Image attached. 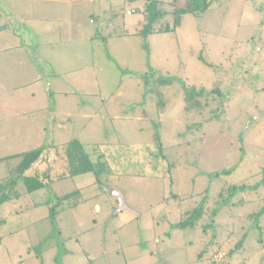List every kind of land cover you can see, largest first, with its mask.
Returning <instances> with one entry per match:
<instances>
[{
  "label": "rangeland",
  "instance_id": "obj_1",
  "mask_svg": "<svg viewBox=\"0 0 264 264\" xmlns=\"http://www.w3.org/2000/svg\"><path fill=\"white\" fill-rule=\"evenodd\" d=\"M171 1L156 32L130 44L116 35L124 21H144L139 10L115 13L107 41L93 45L83 22L71 28L61 9L59 24L51 9L44 47L38 12L23 8L50 4L0 1V14L16 18L0 33V179L21 162L12 156L45 149L40 186L17 201L35 225L11 239L28 242L31 255L46 250V264L53 244L59 264L99 256L95 264H264V0H219L177 26ZM82 48V61L69 52ZM42 50L65 58L59 75ZM66 103L77 112L71 120L60 114ZM74 140L101 160V183L94 173L60 177L55 148ZM104 186L122 190L130 209L115 216L117 197ZM46 203L56 210L55 237L37 236ZM201 206L203 217L181 227Z\"/></svg>",
  "mask_w": 264,
  "mask_h": 264
},
{
  "label": "crops",
  "instance_id": "obj_2",
  "mask_svg": "<svg viewBox=\"0 0 264 264\" xmlns=\"http://www.w3.org/2000/svg\"><path fill=\"white\" fill-rule=\"evenodd\" d=\"M0 1L6 2L9 0H0ZM30 1L48 2L50 4V5H47L46 7L45 6L38 7L35 10H33V7L32 8L31 7L23 8V10H25V14L31 13V14H27V17L30 15L33 16V12H35V13L38 12V15L36 14V16H37L38 25H39V27H38L39 36H40V33L42 34V37L44 36V38H43L44 41L43 42L39 41V45H43V47H44V45L47 44V40L45 38V36H46V25H45L46 18H45V15H43V14L46 12H49L51 9L53 12L57 13L55 18L58 19L57 22L59 24L63 21V19L61 18V15H62L61 9L67 10V12L69 13V15H68L69 18L67 17V20H68V23L70 24L71 28L76 27V25L79 26V23L83 22L86 30H85V32H83V33H85V38L82 37L81 39L84 38L83 40H87V41L90 40L91 44H93L95 40H100V41H102V43H105L107 41V36H110V34H109V32L107 33L105 31H108L109 27L113 24V21L115 20L114 19L115 13L121 12V13L125 14L128 11H131V13L133 14L135 11L139 10L144 14V8H145V1L144 0H30ZM140 1H144V6H141V7H139V6L129 7L128 6L131 4H136ZM8 9L9 8H7L6 11H8ZM9 11H8V13H5L4 15L0 14V26H3V25L6 26L5 29L0 30V33L11 31V24H10L9 20H14L16 22V18L13 16L14 12L10 11V13H9ZM10 15H12V18L10 17ZM80 15H82L84 17V19L83 18L80 19ZM198 16H200V15H198ZM27 17L25 16V18H24L25 21H26ZM144 17H145V15H144ZM67 20H65V22ZM143 23H144V21H142V20H138L137 22H133L130 20L124 21L123 26H120V28H121L120 32L121 33L117 34L116 36L121 38L123 40V43L130 44L132 39H135V38H137V42H138L140 40L139 38H141V36L138 35L137 32L140 30ZM24 24L25 23H23V25ZM75 39H77V38L75 37ZM81 39H80V41H81ZM59 43L61 46H64V47H67V45H68L67 44L68 42L64 41V40L59 42ZM81 43L82 42H80V44ZM52 44H54V43H52V41L51 42L49 41L48 45L52 46ZM93 49H94V47L91 48V52ZM69 52L71 54H74L73 57L74 58L77 57L80 61H82V59L84 57L88 56L85 48H82L79 50H72L71 49ZM39 56L41 57L42 62L48 61V66L53 73H56L57 71H58L57 72L58 75L61 73V71L64 68L62 63H64L65 58L59 59V58H57L56 54L54 55L53 52H46L44 50H42V52H41V54H39ZM82 67H84V65ZM78 86L80 88H84V85L81 82L78 83ZM103 101H105V100H103ZM64 108L65 109L61 110L60 114H62L63 116H66V118H68L70 120H71L72 116L74 115V113H77V112H73L71 107L68 108L67 103L64 104ZM67 108L69 110H66ZM52 114L55 115L54 112H52ZM94 115H95V112H92L90 114L86 113V112L82 113V116H84V117L94 116ZM96 115H99V113H97ZM114 116L120 117V114H115ZM124 117L125 118H134L135 117L138 120H141L143 118L142 116H133V115L131 116L130 114H127V113L124 115ZM103 120H105V118H103ZM7 158H10V157H7ZM14 169H15V167H11L8 171V174L4 178L0 179V182H3V181L9 182L8 180L12 176ZM34 171H35V169L33 168L31 170V174ZM1 180H3V181H1ZM94 184H97V183L94 182ZM6 188H7V185H6ZM27 193H29V192L21 194V196H19L18 198L7 199L6 201H4L3 203L0 204V227H2V229L0 231V264H30L32 262V260H33V264H46V259H45V255H44L46 250H44L40 256H39V254L31 255V248H30V244L28 242L27 243L22 242L19 239H11V238H14V236L18 237L19 230L22 231L23 233H26V234L29 233L28 230L30 228V225L31 224L35 225L34 224L35 221L30 224V219L32 218V216L30 214L28 215L25 211H22V207L17 202L22 196L26 195ZM117 201H118V199H117ZM95 202H98V199H97V201L95 200ZM9 203H12V205H13L12 209L8 206ZM6 207H8V209L10 211L6 212ZM43 207L45 208V213L46 212H48V213H47V215L43 216L40 220H38V222L43 220L40 225H42L44 227H43L41 232H39L41 229L36 230V232L38 233L37 236L43 235L45 237H47V236L48 237H55L56 231L59 234H61L58 223L56 224L54 222L55 219L52 220L53 216H51L50 204L46 203L45 205L42 206V208ZM113 209H115L114 205L112 206V210ZM116 215L117 214H115V216ZM17 220H18V222H17ZM8 221H9V225H8ZM9 240H10V243L8 245L2 244V242L6 243ZM48 252L50 253L49 258H51V260L53 259L50 263L51 264H59L56 260L57 258H56V246H55V244H53L52 246H49ZM105 256H107V254ZM103 257L104 256H99L98 258H95L94 260L87 259L85 262H83L81 264H95L96 260L103 258Z\"/></svg>",
  "mask_w": 264,
  "mask_h": 264
},
{
  "label": "trees",
  "instance_id": "obj_3",
  "mask_svg": "<svg viewBox=\"0 0 264 264\" xmlns=\"http://www.w3.org/2000/svg\"><path fill=\"white\" fill-rule=\"evenodd\" d=\"M144 1L145 22L143 23L141 29L137 32V34L144 38H147L149 34L156 32L153 28L154 24L157 22L158 19L164 18L168 10L163 7L164 0ZM218 2L219 0H172L170 4L173 7V11H171L173 12L176 26L178 25V20L181 15L185 13L200 15L206 10L210 9L215 4H217ZM57 148L60 149L56 152ZM44 152L45 149L43 147H40L13 156H22V159L21 162L15 167L12 176L9 179V184L7 185L6 190H0V204L6 201L7 199L18 198L19 196H21V194L33 191L40 186L39 181L41 179L38 175L36 164L41 163V161L46 157V153ZM55 152V155L57 156L56 160L64 161V164L66 166L64 170L65 172L62 173L60 177H70L79 174L94 173V175L97 177V182L101 183L100 179L98 178V173L102 169L101 160H91V154L84 150V147L80 142L74 140L72 142H69L68 144L66 143L57 146L55 148ZM52 164L54 165V162ZM33 168L35 169V171L32 174H29V172ZM262 173L264 174V169L262 170ZM227 190H223L220 193L219 202L224 203L227 201ZM66 197H69V195H66ZM262 212H264V209L261 210L258 214L260 215ZM55 213L56 210L54 208H51V216H54ZM203 213L204 207H197L196 209L190 212L191 216L188 219L180 223V226H194L195 223L203 217ZM242 243L243 240L239 242L237 247L242 245Z\"/></svg>",
  "mask_w": 264,
  "mask_h": 264
},
{
  "label": "water",
  "instance_id": "obj_4",
  "mask_svg": "<svg viewBox=\"0 0 264 264\" xmlns=\"http://www.w3.org/2000/svg\"><path fill=\"white\" fill-rule=\"evenodd\" d=\"M6 26H0V30L5 29ZM105 190L109 193H112L113 195H115L118 199V207L115 211V214H117L118 212L124 210V209H130V207L127 205L126 200H125V196L122 190H113L110 187L104 186Z\"/></svg>",
  "mask_w": 264,
  "mask_h": 264
},
{
  "label": "built area",
  "instance_id": "obj_5",
  "mask_svg": "<svg viewBox=\"0 0 264 264\" xmlns=\"http://www.w3.org/2000/svg\"><path fill=\"white\" fill-rule=\"evenodd\" d=\"M129 13H130V11H129ZM215 258H216L217 261L220 262L221 260H223V258H224V254L220 253V254H218Z\"/></svg>",
  "mask_w": 264,
  "mask_h": 264
}]
</instances>
